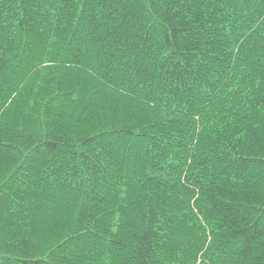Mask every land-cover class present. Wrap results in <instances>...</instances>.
Returning <instances> with one entry per match:
<instances>
[{
	"label": "trees",
	"instance_id": "trees-1",
	"mask_svg": "<svg viewBox=\"0 0 264 264\" xmlns=\"http://www.w3.org/2000/svg\"><path fill=\"white\" fill-rule=\"evenodd\" d=\"M0 264H264V0H0Z\"/></svg>",
	"mask_w": 264,
	"mask_h": 264
}]
</instances>
